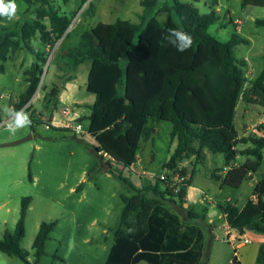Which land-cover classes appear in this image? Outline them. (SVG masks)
I'll list each match as a JSON object with an SVG mask.
<instances>
[{
  "label": "trees",
  "instance_id": "obj_1",
  "mask_svg": "<svg viewBox=\"0 0 264 264\" xmlns=\"http://www.w3.org/2000/svg\"><path fill=\"white\" fill-rule=\"evenodd\" d=\"M17 1L27 5L24 12L28 17L0 29V73H6L4 63L11 52L26 49L35 55L36 60L27 72L29 88L17 106L20 110L36 93L48 61L49 53L35 52L33 40L38 38L43 46L53 49L63 37L62 41L67 39L72 19L60 11L56 0ZM173 1L170 6L161 4V0H141L140 23L121 19L112 24L100 23L62 52L60 70L70 72L68 82L77 79L83 64L91 63L86 90L96 100L90 115L80 117L78 122L86 117L89 134L99 145L96 152L105 151L124 168L137 163L141 144L152 139L154 129L162 122H168L171 141H177L167 164L170 171L176 173L178 163L191 156H195L197 163H204L208 151L223 156L225 167H229L224 172H212L211 180L221 189L239 190L258 173L264 160V124L256 129L261 135L252 131L243 137L235 125L239 101L249 98L244 77L248 64L235 55V50L250 45L251 40L233 33L230 39L222 41L210 29L217 23L226 28L233 21L222 23L216 10L202 13L193 3ZM249 2L244 0L243 5ZM162 13L167 15L164 22L157 18ZM3 19L0 17V21ZM256 22L258 27H264V20ZM169 28L189 33L192 46L180 52L168 44L163 36ZM252 88L250 91L264 89V72ZM54 95L58 97L57 92ZM239 145L243 147L240 151ZM240 157L253 159L234 165ZM180 174L187 177L185 170ZM166 175L170 179L171 174ZM120 178L128 184L130 194L122 196L121 223L105 264H205V228L210 227L205 224V216L173 208L179 206L184 210L193 177L177 185L178 193L160 176L155 183L145 182L144 178L140 188L133 181ZM252 195L256 200L248 198L242 208L230 200L219 204L239 240L247 232L264 235V175ZM31 201V197L22 200L16 228L6 230L0 238V251L25 264H39L47 254V242L57 221L41 224L33 244L35 261L31 263L27 260L29 252L22 247ZM256 262L264 264V242L259 245ZM230 264H244L237 249Z\"/></svg>",
  "mask_w": 264,
  "mask_h": 264
},
{
  "label": "rangeland",
  "instance_id": "obj_2",
  "mask_svg": "<svg viewBox=\"0 0 264 264\" xmlns=\"http://www.w3.org/2000/svg\"><path fill=\"white\" fill-rule=\"evenodd\" d=\"M179 1L193 3L202 13L216 10L222 23L233 21L234 24L226 28L217 23L210 29V33L222 41L230 39L233 33L251 40L250 45H241L235 50V55L246 59L248 64L244 77L246 95H249V98L239 101L235 125L240 137L252 131L261 135L256 129L264 124V89H250H253L254 82L264 72V27H258L256 22L264 20V0H251L247 6L243 5L244 0ZM140 2L141 0H72L65 3L63 0H56L60 11L72 19L68 29L70 34L53 49L43 46L38 38L32 42L35 52L49 53L40 87L22 108L29 113L32 123L15 135H10L4 130V117L0 115V238L4 237L6 230H15L22 200L31 197L25 222L26 234L22 241L23 249L29 252L27 260L31 263L35 261L33 244L41 224L57 221L51 239L47 242V254L39 260V264H105L121 223L124 209L122 196L130 194L128 184L120 176L138 182L139 177L142 178L141 184L135 185L140 188L144 178L135 173L140 175L146 172L148 176L158 177L169 171L167 164L177 146L173 145L170 138V123L162 122L152 139L141 144L138 164L129 170L124 169L107 154L96 152L99 145L88 133L89 120L85 117L78 122L77 117L88 116L90 113L89 109H77L78 104L75 103L90 95L86 85L91 63L83 64L77 73V79L70 82L67 79L70 72L60 70L63 66L62 52L76 45L85 31L100 23L112 24L120 19L140 23V15L143 13ZM15 3L17 18L13 21H8L7 18L1 20L0 29L12 27L18 20L28 17L24 12L27 5L17 0ZM161 4L173 6L174 1L161 0ZM166 17L165 13L157 16L162 22ZM35 60V55L26 49L10 53L9 59L4 63L6 73H0V105L7 103L19 110L17 106L20 97L29 88L27 72ZM55 92L58 97L54 95ZM66 109L71 110V117L62 114ZM53 117L55 121L50 123ZM70 122L80 123L87 134L77 136L72 130L61 126ZM195 147H198V143H195ZM238 149L240 151L243 147L239 145ZM206 157L208 160L204 163H197L193 156L184 158L175 171L180 174L185 170L188 180L193 177L194 185L208 194L202 200V194L199 197L192 188L190 200L188 198L189 201L184 204L185 208L205 214L218 225L222 216L219 204L230 198L231 202H237L241 207L248 198L254 197V189L264 175V160L258 173L239 190H235L230 187L220 189L211 180L212 172L229 169L225 167L224 157L212 155L208 151ZM248 159L253 158L240 157L234 165H242ZM144 181L155 183L152 178H145ZM173 208L179 210L177 206ZM209 229L206 226L205 264H228L241 243L237 241L238 236L231 235L236 239L228 243V235L224 229L219 228L215 233ZM247 239L250 238H243L244 241ZM250 245L253 243L247 246ZM55 255L58 257L55 258ZM249 255L243 257L244 262L257 264L256 259L253 261ZM0 264L25 262L0 251Z\"/></svg>",
  "mask_w": 264,
  "mask_h": 264
},
{
  "label": "clouds",
  "instance_id": "obj_3",
  "mask_svg": "<svg viewBox=\"0 0 264 264\" xmlns=\"http://www.w3.org/2000/svg\"><path fill=\"white\" fill-rule=\"evenodd\" d=\"M16 14L17 4L15 0H0V17L13 21L17 18ZM163 40L180 52L187 51L193 44L192 36L179 28H169L163 36ZM0 115L4 117V130L10 135H15L17 131L29 127L32 123L29 113L24 109L17 110L7 103L0 105Z\"/></svg>",
  "mask_w": 264,
  "mask_h": 264
},
{
  "label": "crops",
  "instance_id": "obj_4",
  "mask_svg": "<svg viewBox=\"0 0 264 264\" xmlns=\"http://www.w3.org/2000/svg\"><path fill=\"white\" fill-rule=\"evenodd\" d=\"M196 1H198V0H196ZM218 11H220V9L218 8L217 9ZM89 71H90V69H89ZM89 74V73H88ZM95 100H96V97H95V95H89V97L88 98H86L85 100H82V101H79V102H77V103H75L76 105L78 104V105H80V106H76V108L77 109H89L90 110V113H91V106L95 103ZM71 111V110H70ZM90 113H89V115H90ZM88 115V116H89ZM76 116H79V115H76ZM82 116V115H81ZM71 117V116H70ZM77 118H80V116L79 117H77ZM159 127V126H158ZM158 127H156L155 129H154V131L153 132H155V130L158 128ZM174 146L175 145H177V141H175L174 142V144H173ZM208 155V154H207ZM193 157H195V156H193ZM207 158V157H206ZM196 159V158H195ZM208 160V159H207ZM138 164V163H137ZM136 165V164H135ZM135 165H134V167H135ZM146 173V172H145ZM193 181H194V178H193ZM133 182L135 183V185H140L141 183H140V181L138 182V181H136V180H133ZM192 188H194L195 190H196V193L199 195V197L201 196V194H202V200H204L205 199V196H208V194L206 193V192H204L203 191V189L201 188V187H199V186H196V185H194V183H192V186L188 189V196H187V201H189L190 200V198H189V193H190V190L192 189ZM225 188H227V187H225ZM221 189V188H220ZM222 189H224V188H222ZM188 198H189V200H188ZM229 200H230V198H228ZM227 199V200H228ZM187 203V202H186ZM185 203V204H186ZM173 207H175V206H173ZM178 208H179V206H177ZM243 206H241V208H242ZM220 209V208H219ZM175 211H177V212H185V210H191V209H186L185 208V205H184V210L182 211L180 208H179V210H176V209H174ZM193 211V210H192ZM221 211V210H220ZM195 212V211H194ZM197 213H199V212H197ZM204 216H205V218H206V220H205V224L206 225H209L210 226V228L213 230V233H215V231L216 230H218L219 228H222V229H224L225 230V233L228 235V240H226L228 243L229 242H233L235 239H236V237L235 236H231V235H234V234H236L234 231H232L231 229H230V226L228 225V222H227V220H226V218H225V214L221 211V219H220V224H216V222L214 221L213 222V219H210V218H208V217H206V215L205 214H203ZM183 218H187L186 216H183ZM208 221V223H206ZM211 222H213V224L211 223ZM237 235V234H236ZM230 236V237H229ZM246 236H248L250 239H247L248 240V242H246V240L244 241L243 239V241L242 240H237L238 242L240 241L241 243L239 244V247H236V249H237V253H238V257H239V259L244 263V264H246L245 262H244V258L243 257H245V256H247V255H249V258H253V261L256 259V257H257V253H258V248H259V245L261 244V243H263L264 242V235H258V234H254L253 232H247V234H245V236H244V238L246 237ZM246 242V243H245ZM253 243V245H250V246H247L248 244H252ZM243 255V256H242ZM208 259V261H209V258H207ZM232 261H230L229 263H231ZM205 263H206V261H205ZM228 263V264H229Z\"/></svg>",
  "mask_w": 264,
  "mask_h": 264
},
{
  "label": "built area",
  "instance_id": "obj_5",
  "mask_svg": "<svg viewBox=\"0 0 264 264\" xmlns=\"http://www.w3.org/2000/svg\"><path fill=\"white\" fill-rule=\"evenodd\" d=\"M62 114L66 117H70L71 116V114H72V112L70 111V109H66V110H63L62 111ZM55 121V117H53L52 118V120L50 121V123H53ZM76 121H77V119H76ZM55 125H60V124H57V123H55ZM62 127H65L66 129H70V130H72L73 131V133L75 134V135H77V136H83V135H85V134H87V132H85L84 130H83V127H82V125L80 124V123H77V124H73L72 122H70V123H65V124H62L61 125ZM48 128H49V126H48ZM89 133V132H88ZM104 153V152H103ZM104 154H106V153H104ZM109 156V155H108ZM116 163V162H115ZM117 164V163H116ZM135 165V164H134ZM134 165L132 166V167H130V168H133L134 167ZM124 168V167H123ZM130 168H124V169H130ZM168 174H171V175H173L174 177L173 178H168L167 177V175L166 174H162V175H160V179L161 180H163V181H167V185L170 187V188H174V192L175 193H178V191L180 190V187H178V189H176L177 188V185L179 186L180 184H182V183H184L185 181H187L188 180V178L187 177H184V176H182L181 174H179V173H175L174 171H168L167 172ZM144 174V175H143ZM135 175L136 176H142L143 178H152V179H156V177L155 176H151V175H147V174H145V172H143L142 174H140V175H138V174H136L135 173ZM139 179L141 180V178L139 177ZM139 180V181H140ZM246 242H248V240H246Z\"/></svg>",
  "mask_w": 264,
  "mask_h": 264
},
{
  "label": "water",
  "instance_id": "obj_6",
  "mask_svg": "<svg viewBox=\"0 0 264 264\" xmlns=\"http://www.w3.org/2000/svg\"><path fill=\"white\" fill-rule=\"evenodd\" d=\"M68 31H69V30H68ZM63 38H64V37H63ZM63 38H62V39H63ZM62 39H61V40H62ZM40 84H41V83H40ZM39 87H40V86H39ZM104 153H106V152L104 151ZM106 154L108 155V153H106Z\"/></svg>",
  "mask_w": 264,
  "mask_h": 264
}]
</instances>
